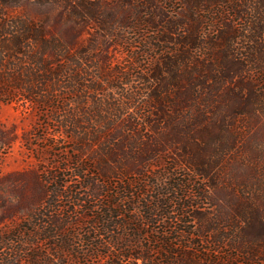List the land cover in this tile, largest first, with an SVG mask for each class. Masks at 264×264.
<instances>
[{
    "label": "trees",
    "instance_id": "16d2710c",
    "mask_svg": "<svg viewBox=\"0 0 264 264\" xmlns=\"http://www.w3.org/2000/svg\"><path fill=\"white\" fill-rule=\"evenodd\" d=\"M23 3L37 6L41 17L7 16ZM113 40L133 62L122 67L101 56ZM141 60L149 66L145 75L135 72ZM123 86L129 88L121 93ZM106 90L121 92L113 97ZM140 97L146 115L136 116L128 111L141 109ZM0 99L22 101L56 124L54 132L76 152L69 161L81 182L63 194L83 214L66 212L75 219L67 226L41 214L48 221L19 229V240L35 236L63 264H146L153 254L179 257L181 264H264V0H0ZM93 146L101 147L99 155L83 159ZM153 165L170 166L164 179L187 172V190L177 183L170 192L181 195L168 199L159 179L148 196L145 175ZM194 179L224 190L230 212L219 209L193 230L174 227L173 233L202 240L182 252L165 239L170 226L201 218L189 211L200 200L216 206L206 190L190 188ZM190 190L197 196L184 202ZM49 198L46 193L41 208L57 209ZM63 209L56 217L65 216ZM86 212H92L88 221ZM157 215L159 247L139 245L154 234L144 229L158 224Z\"/></svg>",
    "mask_w": 264,
    "mask_h": 264
},
{
    "label": "rangeland",
    "instance_id": "374dc122",
    "mask_svg": "<svg viewBox=\"0 0 264 264\" xmlns=\"http://www.w3.org/2000/svg\"><path fill=\"white\" fill-rule=\"evenodd\" d=\"M7 14L9 17L29 14L31 18L37 19L41 17L42 12L32 3H23L17 7L8 8ZM91 31L92 29L89 30V33H91ZM88 36L89 34H85L81 40L84 42V39ZM101 56L110 63L112 62V64H118L122 67L133 62V58L130 57L127 51L122 49V42L120 40L109 42ZM143 59L145 60V58ZM144 60H141L143 63L137 65L135 68V72L140 75H145L146 69L149 67ZM96 62L99 66L101 59H96ZM85 68L88 67L85 66ZM89 70L90 69H88V71ZM92 72H90L91 75L93 74ZM90 73L88 72V74ZM88 78L90 77L87 76V79ZM137 83L138 81H135L132 86L140 87ZM127 88L129 87L123 86V91L120 92L124 93ZM107 92L113 97L119 96L118 94L120 93L117 94L116 92L106 90L105 93ZM140 94L146 97L147 92L141 91ZM140 99L141 97L138 99V103ZM140 103L142 106L140 110L139 108H134L128 112H134L136 116L139 114L146 115L147 107L143 106L141 100ZM120 122L124 128L125 121L123 120ZM56 127L53 121L43 118V116L39 115L38 112L33 110L28 104H24L22 101L6 103L0 99V264H35L33 261L40 262L41 264H63L59 261V258L52 255L53 252H51L44 243H35V236H26L27 234H25L26 240L22 241L19 240L17 234L19 229H29L31 231L34 229L33 224L47 222L48 220L44 216L41 217V214L47 212H50L47 214L48 219L54 218L58 223H63L65 226L68 225L66 223L75 220L69 219V216H66V212L68 214H75L74 212L83 214L79 208L73 206L72 198L66 197L68 196L67 194H63V192H73L80 188L81 182H79V179L76 177H73V168L75 169L76 166L74 163V165H71L69 161V158L75 156L76 152L70 150L72 144L64 135L58 136V133L54 132V130L57 129ZM140 133L144 136H150L149 131L143 128L140 129ZM100 148L99 146H93L91 149L88 148L86 155L82 156V158L85 159L87 155L96 157V155H99L97 151H99ZM110 150V146L107 148L106 146L104 147V151H107V153H111ZM104 151L100 153L103 155ZM86 161L87 160H84L83 164H87ZM110 167L116 169L114 165ZM170 171L169 165H164L163 167L153 165L150 167L149 172L145 175V184L149 183L150 186L148 196L151 195L154 197L157 191L156 187L152 186V181L159 184V179L162 180L165 178L163 174H168ZM90 172L93 173V170H90L89 173ZM52 175H55L56 178H53L52 183L45 184L47 178L50 179ZM89 179H91V177H89ZM134 179L138 180L135 175H131V180ZM166 179H164L163 182L165 183L164 186H166L165 191L168 199H173L181 195L178 192H170V187H176L177 183L181 184V182H185L184 189L187 190L186 185H188V183L186 181L189 180L187 172L177 171L176 175L169 176ZM193 181L190 188L206 190L207 192L203 193V195H211V197L215 198L216 206L208 200H200V205L189 211L193 215L198 214V217L201 218L198 220L193 219L194 221L191 218H187L186 225H182L178 222L171 226L169 225V234L165 239H172L171 242L180 246L182 252L194 250V247L190 245L192 243L202 242V240L195 236L187 237L186 235L180 236L179 233H173L174 227L185 231L193 230L200 222L202 223L204 219L219 215L220 212L217 211L219 209L222 214L230 212V207L225 202L226 192L224 190L212 191L207 181L201 179H194ZM164 186L158 188L159 192H164ZM152 187H154V190ZM142 188H145L144 184ZM55 191H62L63 197L57 198L56 195H51V193ZM80 192L83 194L85 190L82 189ZM46 193L50 196L48 199L49 202L57 207V209L54 208L50 211V208H41L42 204H44L43 199ZM185 195L188 198H185L184 202H192L194 201V197L197 196V191L190 190ZM92 205L93 202L89 203L88 207ZM62 208H64L65 216L63 218H61V216L56 217L60 215L59 210ZM166 209L171 212V209L167 208V205ZM34 213L36 214L37 221L31 216ZM161 213L162 212H160L159 215H161ZM86 214L87 216L83 218L85 221H88L90 219L89 215H92V212H86ZM159 215L156 216L158 224L144 229V231L148 232L152 230L154 234H150L146 241H144L145 239H141V244L139 245L144 246L150 244L151 247H159V244L154 241L160 236L158 233L163 230L159 223ZM174 216L178 218L179 215L175 213L173 217ZM85 226L86 224H81L78 228L85 231ZM42 227L46 228V231H51L53 228L48 224ZM78 233L83 237L84 234L81 232ZM1 242H3V244H1ZM228 253L232 257L235 255L237 256V252L235 251L230 250ZM147 260L146 264H166L165 262L171 261H174L176 264L182 263L179 257L167 256V258H163L158 254L151 255L150 259ZM92 261L94 264H105V260L95 259ZM115 261L118 264H136L133 260H129L128 262L122 260ZM64 264L77 263L65 262ZM138 264H140V262H138Z\"/></svg>",
    "mask_w": 264,
    "mask_h": 264
}]
</instances>
